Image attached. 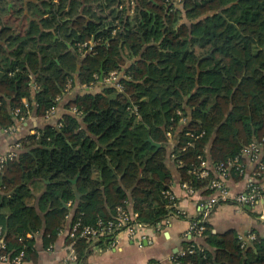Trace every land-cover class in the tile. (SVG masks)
I'll use <instances>...</instances> for the list:
<instances>
[{
	"label": "trees",
	"instance_id": "16d2710c",
	"mask_svg": "<svg viewBox=\"0 0 264 264\" xmlns=\"http://www.w3.org/2000/svg\"><path fill=\"white\" fill-rule=\"evenodd\" d=\"M0 1V131L35 110L46 118L70 79L75 85V73L82 86L97 83L102 68L107 77L124 73L122 89L79 95L56 124L17 142L24 152L0 171V225L12 258L24 252L25 262H36V240L27 235L40 234L47 249L72 214L74 222L95 225L125 206L158 225L174 212L165 195L173 183L170 157L183 181L200 189L207 181L189 171L200 155L207 159L206 149L220 164L253 142L264 145V0ZM12 2L22 15L36 10L24 32L1 16ZM228 7L240 12L236 20L224 16ZM90 42L93 52L80 47ZM37 193L40 212L31 204ZM206 227L212 250L181 264H264L260 233L243 248L235 231L214 235ZM74 250L75 264H86L90 243L78 239Z\"/></svg>",
	"mask_w": 264,
	"mask_h": 264
},
{
	"label": "crops",
	"instance_id": "0c3cea01",
	"mask_svg": "<svg viewBox=\"0 0 264 264\" xmlns=\"http://www.w3.org/2000/svg\"><path fill=\"white\" fill-rule=\"evenodd\" d=\"M1 3V1H0ZM178 3H181L178 2ZM15 2L9 3L6 13L2 14L5 24L8 27H11L15 31L24 32L29 25L31 19L36 18V10L33 12V17L31 18L26 10L25 15H22L19 11L21 5L18 9H13ZM131 10H135L136 5L134 2L131 4ZM20 12V13H19ZM31 14V15H32ZM41 14V13H40ZM224 16L234 21L240 15L239 11H235L232 7H228L223 12ZM130 15V13H129ZM28 16V17H27ZM132 16V15H131ZM184 18L185 15H182ZM30 17V18H29ZM38 19V18H36ZM66 45L70 48L71 42L67 41ZM2 53H0V56ZM84 56V55H83ZM124 58L126 59V68H129L133 62H130V53L128 48H126L123 53ZM113 73H116L117 81L113 82L111 79ZM123 72L113 71L109 76L104 75L103 68L99 76V81L97 83H92L91 86H82L79 74H73L75 85L72 84L70 79L67 88L62 96H58L57 102L58 106L56 107V114L49 118H42L37 116L36 110L31 112L30 116L24 121L20 122L15 126V130L11 131H0V157L7 154L10 150L14 149L18 141L26 138L29 135H34L40 129L45 128L48 125L56 124L64 112H67L66 105L75 100L79 95L85 93L92 94H101L104 92L106 87L115 86L118 88L117 83H120V80L123 76ZM33 89L39 90L41 87L39 83L32 82ZM122 89V88H118ZM24 103H27L26 98L23 99ZM80 116V115H79ZM183 119L182 121H184ZM169 149H173L174 137H169ZM152 142V140H150ZM153 145L159 147L157 143ZM24 152L23 149H18V154ZM207 160H210V150L206 149ZM167 165L173 176V183L171 184V191L176 195L178 199L179 210L184 212L185 215L182 217H171L170 226L162 231L155 230L153 228H148L143 231L145 239L142 240V246L138 244L137 240H131L129 237L124 234L121 236V242L117 250L113 249H102L101 251H91L86 264H151L153 262H162L163 264H173L172 258L179 254L183 249L186 248V242L184 240V235L190 227V223L193 220H196L203 213V205H206L208 202V193L204 188L198 189L197 194L192 197H188L185 190L182 188L184 176L182 175L179 167L175 164L173 159L170 157L167 160ZM246 172L243 178H236L233 175L228 181L229 189L232 196L237 197L238 195L245 194L247 192V185L252 181L253 173L255 166L251 161L246 160ZM78 180L75 179L74 183ZM76 181V182H75ZM259 184L264 185V179L259 181ZM35 195V193H33ZM34 196L31 204L40 212L38 207L39 204V193ZM69 204L66 207H70ZM264 209V201H262L257 207H250L245 204H240L236 200H232L228 203H223L219 205L212 213L209 219V225L214 235H222L229 231H235L239 238L246 237L249 233H260L264 236V221L260 218L261 212ZM70 224V220L67 219L66 226L64 229L60 230L59 238L57 242L51 245L49 248L45 249L43 247V240L40 234H28V239H35L38 259L36 262L28 261L23 264H63L71 255V249L66 243L67 239V230ZM254 233V234H255ZM199 244L204 245L206 249L212 248L207 244V241L201 240ZM7 264V263H0Z\"/></svg>",
	"mask_w": 264,
	"mask_h": 264
},
{
	"label": "built area",
	"instance_id": "2783aa9c",
	"mask_svg": "<svg viewBox=\"0 0 264 264\" xmlns=\"http://www.w3.org/2000/svg\"><path fill=\"white\" fill-rule=\"evenodd\" d=\"M181 0H178L180 2ZM122 9V7H120ZM130 15H135V10L129 11ZM94 42L89 44L80 45L82 49H87L89 52L94 50ZM116 73H113L112 81L116 83L118 80ZM118 88H122L120 83H117ZM136 110V109H135ZM74 113L78 112L73 109ZM20 111H16L15 115L18 116ZM56 108H52L48 111L47 117H52L56 114ZM20 122H24L26 118H19ZM15 127H11L9 131L13 132ZM171 137V134L168 133ZM18 149L20 145L10 150L7 154L0 157V171L4 168L8 161H12L18 155ZM199 165H193V168L189 173L198 180L207 181L205 191H209V199L206 205H203V213L199 218L193 220L190 223L189 229L184 235V240L189 242L191 245L186 250L183 249L179 254L172 258L173 264H181L180 259L186 257L189 254H194L196 251L204 253L206 247L199 244L201 240H204L207 231L206 224L213 211L221 205V203H227L231 200H236L240 204H245L250 207H257L262 201H264V185L259 184L261 179H264V145L259 142H253L249 146L243 147L241 154L234 159H230L227 162L214 164L205 159L202 155L199 156ZM249 160L255 166L252 181L247 185V192L237 197L232 196L229 189L228 181L233 175V171L238 172L240 176H245L246 162ZM179 166H182V162H179ZM182 188L187 193L188 197H192L197 194L198 189L191 186L189 182H183ZM166 197L169 199L171 205L170 208L174 209V212L169 214L161 223L155 226L148 225L139 220V215L132 211L131 208L121 206L117 209L116 215L112 220L104 221L99 220L95 225H86L81 219L73 221V214L68 217L70 224L67 230V237L73 240L69 248L71 249V255L67 261L63 264H75L76 253L74 250V244L78 239H86L90 243L91 251H101L103 248L100 243H106V249L117 250L121 242V236L126 234L129 239L137 240L138 244L142 246V240L146 237L143 231L148 228H153L158 231H162L170 226L171 217H182L185 215L184 212L179 210L178 200L176 195L172 191H167L165 193ZM260 218L264 221V209L261 212ZM242 242V247L246 246V243L256 240V234L249 233L246 237L240 238ZM6 234L4 228L0 225V263L7 264H23L25 253L22 252L15 257H11L9 253L6 252ZM151 264H163L162 262H153Z\"/></svg>",
	"mask_w": 264,
	"mask_h": 264
},
{
	"label": "rangeland",
	"instance_id": "374dc122",
	"mask_svg": "<svg viewBox=\"0 0 264 264\" xmlns=\"http://www.w3.org/2000/svg\"><path fill=\"white\" fill-rule=\"evenodd\" d=\"M197 49V52L199 53L200 49L199 48H196Z\"/></svg>",
	"mask_w": 264,
	"mask_h": 264
},
{
	"label": "water",
	"instance_id": "95a60500",
	"mask_svg": "<svg viewBox=\"0 0 264 264\" xmlns=\"http://www.w3.org/2000/svg\"><path fill=\"white\" fill-rule=\"evenodd\" d=\"M76 182V181H75Z\"/></svg>",
	"mask_w": 264,
	"mask_h": 264
}]
</instances>
